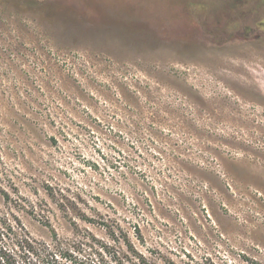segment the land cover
Wrapping results in <instances>:
<instances>
[{
  "label": "rangeland",
  "instance_id": "374dc122",
  "mask_svg": "<svg viewBox=\"0 0 264 264\" xmlns=\"http://www.w3.org/2000/svg\"><path fill=\"white\" fill-rule=\"evenodd\" d=\"M222 2L0 0V211L72 264H264V92L225 71L264 34Z\"/></svg>",
  "mask_w": 264,
  "mask_h": 264
},
{
  "label": "clouds",
  "instance_id": "9594fccd",
  "mask_svg": "<svg viewBox=\"0 0 264 264\" xmlns=\"http://www.w3.org/2000/svg\"><path fill=\"white\" fill-rule=\"evenodd\" d=\"M34 30L41 32V29L35 24ZM153 61H159L157 67L163 70L164 65L167 63V57L161 53ZM225 62L227 64L226 72L228 69H231L237 73L234 79L235 86L248 90L253 94L264 92V56L255 54L241 56L238 64H234L231 60H226ZM59 235L60 239L64 242L61 247L70 248L73 243L78 242L80 239V237L74 236L71 232L60 233ZM38 240H43V245L37 247L39 256L29 253L27 264H41V259L46 254H55L57 251L55 244L49 242V240L43 237H38ZM0 248H3L10 257L14 258L15 264H25V260L21 259L24 253L20 251L16 243L0 242ZM261 252L264 253V249H261ZM0 264H6V257L0 256Z\"/></svg>",
  "mask_w": 264,
  "mask_h": 264
},
{
  "label": "trees",
  "instance_id": "16d2710c",
  "mask_svg": "<svg viewBox=\"0 0 264 264\" xmlns=\"http://www.w3.org/2000/svg\"><path fill=\"white\" fill-rule=\"evenodd\" d=\"M138 237H141L139 228H136ZM119 240V238L117 239ZM122 241L126 245V248L133 250V246L129 241L126 234H123ZM0 242H14L24 255L21 259L25 260V264L28 261V254L39 256L37 247L43 245V240L33 237L22 224V222L16 216L13 217L6 212L0 211ZM55 244L57 251L55 254L48 253L41 259V264H72L74 254L76 253V246L80 243H73L71 247H61L64 243L56 233L49 240ZM0 256L6 257V264H15L14 258L10 257L8 253L0 248Z\"/></svg>",
  "mask_w": 264,
  "mask_h": 264
},
{
  "label": "flooded vegetation",
  "instance_id": "af4514ba",
  "mask_svg": "<svg viewBox=\"0 0 264 264\" xmlns=\"http://www.w3.org/2000/svg\"><path fill=\"white\" fill-rule=\"evenodd\" d=\"M219 5L225 19L222 24L212 26L213 35L264 34V0H224Z\"/></svg>",
  "mask_w": 264,
  "mask_h": 264
}]
</instances>
